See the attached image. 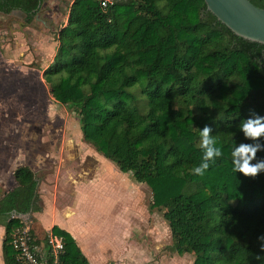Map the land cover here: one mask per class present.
<instances>
[{
    "label": "trees",
    "instance_id": "obj_1",
    "mask_svg": "<svg viewBox=\"0 0 264 264\" xmlns=\"http://www.w3.org/2000/svg\"><path fill=\"white\" fill-rule=\"evenodd\" d=\"M43 2L0 0V13L30 21ZM56 39L43 73L53 98L84 142L150 189L173 250L192 264H264V44L234 34L204 0H73ZM14 177L0 199L6 264H22L12 215L41 209L37 173ZM52 232L65 263L90 264L68 232Z\"/></svg>",
    "mask_w": 264,
    "mask_h": 264
},
{
    "label": "rangeland",
    "instance_id": "obj_2",
    "mask_svg": "<svg viewBox=\"0 0 264 264\" xmlns=\"http://www.w3.org/2000/svg\"><path fill=\"white\" fill-rule=\"evenodd\" d=\"M72 2L44 0L28 22L19 11L0 13V127L17 131L18 144L22 148L33 139L34 151L39 148L48 151L46 160L38 164L42 166L39 177L70 172L71 177L76 176L75 179L81 181L92 177V170H95L98 180L104 163L109 160L84 142L75 113L53 98L43 79L44 69L56 54V38L67 22ZM9 117L11 121H7ZM24 136L26 142L21 141ZM111 163H107V167ZM126 176L131 179L129 182L133 181L131 174ZM136 185L144 188L143 203L137 209L130 208L129 219L130 226H141L144 230L142 238L139 237L144 264H192L194 256L179 255L173 250V239L163 210L150 208V189L143 184ZM26 217L29 219L30 215L26 214ZM30 221L33 228L31 218Z\"/></svg>",
    "mask_w": 264,
    "mask_h": 264
},
{
    "label": "crops",
    "instance_id": "obj_3",
    "mask_svg": "<svg viewBox=\"0 0 264 264\" xmlns=\"http://www.w3.org/2000/svg\"><path fill=\"white\" fill-rule=\"evenodd\" d=\"M3 114L8 117L6 110ZM8 129L0 127V199L17 185L14 177L17 168L28 166L38 175L48 155V151L40 148L34 151L33 139L26 142L25 136L21 137L26 142L22 148L17 131ZM106 164L98 180L95 170L92 177L81 181L71 177L70 172L40 176L41 209L30 215L33 230L41 238L54 227L68 232L90 264H144L143 247H139L144 230L141 226H130L129 219L130 208L137 209L143 203L144 188L133 181L130 184L128 173L114 164L109 167ZM5 233V226L0 224V264H6Z\"/></svg>",
    "mask_w": 264,
    "mask_h": 264
},
{
    "label": "built area",
    "instance_id": "obj_4",
    "mask_svg": "<svg viewBox=\"0 0 264 264\" xmlns=\"http://www.w3.org/2000/svg\"><path fill=\"white\" fill-rule=\"evenodd\" d=\"M114 0H100L103 8L113 4ZM23 226L17 228L11 238V245L17 252V259L22 264H67L63 261L65 242L61 235L49 232L39 237L31 228L30 218L26 214H13Z\"/></svg>",
    "mask_w": 264,
    "mask_h": 264
},
{
    "label": "water",
    "instance_id": "obj_5",
    "mask_svg": "<svg viewBox=\"0 0 264 264\" xmlns=\"http://www.w3.org/2000/svg\"><path fill=\"white\" fill-rule=\"evenodd\" d=\"M209 10L237 36L264 44V9L251 0H204Z\"/></svg>",
    "mask_w": 264,
    "mask_h": 264
},
{
    "label": "flooded vegetation",
    "instance_id": "obj_6",
    "mask_svg": "<svg viewBox=\"0 0 264 264\" xmlns=\"http://www.w3.org/2000/svg\"><path fill=\"white\" fill-rule=\"evenodd\" d=\"M14 11H19V12H21L20 10H14ZM13 11V12H14ZM23 13V12H22ZM24 14V13H23ZM25 15V17H26V20H27V16H26V14H24ZM27 22H28V20H27Z\"/></svg>",
    "mask_w": 264,
    "mask_h": 264
}]
</instances>
